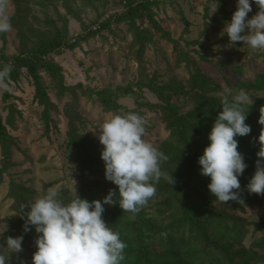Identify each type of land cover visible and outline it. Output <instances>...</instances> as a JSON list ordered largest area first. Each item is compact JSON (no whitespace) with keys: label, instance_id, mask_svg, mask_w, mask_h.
<instances>
[{"label":"rangeland","instance_id":"1","mask_svg":"<svg viewBox=\"0 0 264 264\" xmlns=\"http://www.w3.org/2000/svg\"><path fill=\"white\" fill-rule=\"evenodd\" d=\"M37 1L22 0L21 4L28 6L26 9L29 14L26 23L22 17H16L17 21L29 30H39L40 35L47 36L54 23L62 30V19H67V39L72 42L85 33L83 25L98 27L108 16L120 14L124 10L117 0H75L78 18H73L67 15L62 0H51L46 3V8L45 4L41 6ZM18 5L15 0H2L0 4V11L8 16L11 25L10 30L0 37V61L29 54L38 41L33 38L28 42L13 25ZM214 7L217 10L212 13ZM235 10L236 0H170L154 9L152 19L149 16L138 19L137 26L143 32L141 36L147 40L142 54H139L134 30L125 21L114 24L111 32L104 31L82 42L75 50H63L60 55H52L50 59L61 67L64 84L69 90L59 95L51 79L42 74L48 88L50 115L55 125L50 132L46 131L42 117L45 106L35 99V87L27 71L22 69L16 81H4L0 77V124L11 136L5 143L10 163L7 173H3L5 154L0 146V171L3 174L2 181L0 179V259H7L4 253L6 232L15 226V220L18 219V214L11 209L16 200L9 196V177L32 193L33 201L43 197L51 187L57 189V198L61 200L62 191L78 193L82 177L76 160L78 151L69 145L70 123H74L78 135H87L95 145L103 147L97 138L100 126L106 119L116 115L107 111L92 92L132 89L133 93L119 100L123 107L121 111L123 115L132 112L142 118L144 139L159 151L171 132L158 107L159 100L147 87L150 82L188 89L191 69L187 64L192 60L204 75L221 87V93L214 95L218 98L225 97L224 90L229 89L228 98L231 99V95L241 89L247 90L256 82L257 77L264 73V50L243 47V42L229 45L228 37L222 36L223 33L220 35L225 22H230ZM257 11L258 8L253 4L248 17ZM153 22L162 31H156ZM28 32L24 28L22 35H31ZM169 37L178 41L182 51L189 54L187 60L181 61ZM250 90L246 92L252 97L253 104L262 94ZM8 120L13 121L12 125L7 124ZM98 169L95 178L113 184L105 179L104 163L98 165ZM163 199H154V204ZM214 207L224 210L231 220L239 219V229L246 234L242 243L230 238L224 242L225 245L233 246L235 255H232L234 261L228 264H239L243 259L245 264H252L250 252H264L256 247V244L264 243V197L251 206L245 205L243 212L223 207L219 203H215ZM172 219L169 215L158 218L163 226L171 223ZM171 235L176 237L177 233ZM35 238L34 233L28 235L30 245L27 251L32 254L37 250ZM212 252L205 256L208 260L212 258ZM216 254L219 257V253ZM4 264L19 263L4 261Z\"/></svg>","mask_w":264,"mask_h":264},{"label":"trees","instance_id":"2","mask_svg":"<svg viewBox=\"0 0 264 264\" xmlns=\"http://www.w3.org/2000/svg\"><path fill=\"white\" fill-rule=\"evenodd\" d=\"M15 1L19 5L16 16L12 20L13 25L18 29L20 36L28 42L33 38L38 41L31 48L29 54H20L12 60H1L0 72H3L5 68L8 71L6 75L0 77L4 81H16L20 78L22 69L27 71L33 80L35 99L39 104L45 106L42 117L46 131L50 132L55 125H53L50 115L51 104L44 76L47 75L51 79L59 95L62 96L69 90V87L64 84L61 67L51 61V56L60 55L63 50H75L82 42L88 41L104 31L111 32L114 24L125 21L134 30L135 34H133L139 47V54H142L147 40L141 36L143 32L137 26L138 19H143L145 16L152 19L155 14L154 9L170 0L164 2L158 0H117L119 5L124 8L123 12L108 16L98 27L92 28V25H83L85 33L75 38L74 42L67 39V19H62V30L54 23L52 31L47 32V36L45 34L40 35L39 30H29L21 25L17 18L22 17L26 23L29 14L26 9L28 6L22 5V0ZM50 1L38 0L37 2L41 6L45 4L46 8ZM62 5L67 15L78 18L74 6L75 0H62ZM153 23L156 31H162L160 26L155 22ZM24 28L31 35H22ZM3 33H0V37L4 35ZM30 36L32 38H29ZM169 41L174 45L181 61L187 60L189 54L182 51L179 42L170 37ZM187 65L191 69L189 70L188 89L183 86L175 87L172 84L160 86L152 82L147 86L159 100L158 107L162 110L165 124L171 132L159 150L167 159L160 162V170L163 175L155 184V195L136 213H123L118 204L104 205L105 210L102 218L113 231L120 233V239L126 244L124 260L121 264H228L235 259L232 257L234 254L232 252L233 246L225 245L224 242L230 238L236 243H242L246 237V234L239 229V219L231 220L224 210H218L214 207V204L219 202L215 200L207 188L210 178L200 174V165L197 163L198 157L203 154L204 148L209 144L208 133L217 114L222 110L221 102L225 97L214 96L221 93V87L204 75L197 68L196 62L188 61ZM249 89H251L250 91L254 90L256 94H262V96L252 105L244 106V113L247 114L248 112L245 123L250 125L251 132L246 136L236 137L238 151L243 154L247 164L243 174L239 177L241 185L239 197L242 202L219 203L223 207L242 212L245 205L251 206L252 203L259 202L264 197V195L255 193L249 194L245 188L248 180L254 174L256 152L259 149V144L255 138L258 137L262 127L257 123V120L259 108L264 105V73L260 74L256 82L245 91ZM131 93H133L132 89H103L92 92L107 111L114 112L116 115H123L124 113L121 111L123 107L119 100ZM186 98L188 102H186ZM182 99L184 100L183 104L181 103ZM189 104L191 105L188 106ZM9 117L12 118V115ZM74 121L73 118L72 122ZM12 123V120L7 121V124L12 125ZM69 128V145L78 151L76 160L80 165L82 177V185L77 194L90 202L102 200L110 189L118 190L116 185L95 178L99 172L98 165L104 163L100 158L102 147L95 145L92 140L88 139L87 135H78V129L74 123H70ZM10 137L6 128L0 124V146L5 154L3 173H7L6 171L10 168L9 150L5 145L11 139ZM1 175L3 174L0 171L2 181ZM164 176H172L174 183L171 184L163 178ZM9 181L11 182L9 196L16 200V204H13L11 209L18 214V219L15 220V226L6 232V237L23 236V240L20 253L12 254L11 250L5 248L4 253L7 255V259H3V261L5 263L13 261L19 264H32L33 254L27 251L30 245L28 235L34 233L37 236V234L34 227L32 230L24 232L22 227L24 220L21 219L20 213L24 204L34 202L33 194L29 193L17 180L9 177ZM60 195L63 200H59L62 203H68L74 193L66 190L62 191ZM160 197L164 199L160 203L154 204V199ZM147 204L149 205L147 206ZM24 211H28V208L26 207ZM167 215L173 219L171 223L163 226L158 218ZM173 233H177L176 237L171 235ZM256 245L264 251V243ZM211 251H213L212 258L208 260L205 256L209 255ZM216 252L219 253V257ZM250 254L252 264L264 263V252L260 254L251 251ZM244 261V259L241 260L239 264H245Z\"/></svg>","mask_w":264,"mask_h":264},{"label":"clouds","instance_id":"3","mask_svg":"<svg viewBox=\"0 0 264 264\" xmlns=\"http://www.w3.org/2000/svg\"><path fill=\"white\" fill-rule=\"evenodd\" d=\"M253 4L258 11L249 18ZM216 10L214 7L212 13ZM10 28L8 16L0 11V33ZM220 35L228 37L229 45L243 42V47L264 50V0H236V10L230 22H225ZM7 71L5 68L0 76ZM224 91L222 110L212 124L209 144L197 163L200 174L210 178L207 188L216 201L241 203L239 177L247 164L238 151L236 137L251 132L250 125L245 123L248 112L244 113V105L252 104V97L241 89L229 99L230 90ZM257 123L262 127L255 138L259 144L255 171L245 188L249 194L264 195V105L259 108ZM144 135L142 118L132 112L114 115L100 126L97 138L103 146L100 158L104 162V176L118 189H110L102 200L90 202L75 191L68 203H62L57 198V189L51 187L43 197L22 206L24 232L34 227L37 234L32 264H121L126 244L120 239V233L104 221L102 214L105 204H118L123 213H136L155 195V184L163 175L160 162L167 157L147 142ZM163 178L174 183L172 176ZM26 207L28 211H24ZM22 240L23 236H9L4 247L12 254L20 253ZM0 264H4L3 259Z\"/></svg>","mask_w":264,"mask_h":264},{"label":"built area","instance_id":"4","mask_svg":"<svg viewBox=\"0 0 264 264\" xmlns=\"http://www.w3.org/2000/svg\"><path fill=\"white\" fill-rule=\"evenodd\" d=\"M158 1H160V2H164L165 0H158Z\"/></svg>","mask_w":264,"mask_h":264}]
</instances>
